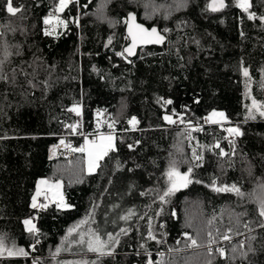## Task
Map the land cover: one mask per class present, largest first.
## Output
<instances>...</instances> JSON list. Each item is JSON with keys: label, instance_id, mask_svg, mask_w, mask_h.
I'll return each mask as SVG.
<instances>
[{"label": "trees", "instance_id": "1", "mask_svg": "<svg viewBox=\"0 0 264 264\" xmlns=\"http://www.w3.org/2000/svg\"><path fill=\"white\" fill-rule=\"evenodd\" d=\"M208 1L70 0L56 12L58 0H13L21 11L10 15L0 0V240L28 253L5 251L0 264H264V118L246 119L253 99L264 104V23L248 19L237 0L215 12ZM250 3L264 16V0ZM129 11L158 25L166 41L117 56ZM49 16L56 20L46 25ZM212 109L227 121L207 122ZM229 126L242 133L235 150ZM98 131L114 132L115 145L96 170L86 171L84 152L48 157L55 142L69 137L79 149ZM194 149L203 161L192 183L162 202L171 164L186 173ZM43 176L61 181L68 207H31ZM213 180L235 184L243 196L213 191ZM26 219L38 236L26 231ZM185 233L201 246L187 247ZM94 234L118 239L105 249L111 254L88 251Z\"/></svg>", "mask_w": 264, "mask_h": 264}, {"label": "snow or ice", "instance_id": "2", "mask_svg": "<svg viewBox=\"0 0 264 264\" xmlns=\"http://www.w3.org/2000/svg\"><path fill=\"white\" fill-rule=\"evenodd\" d=\"M70 0H59L58 5L55 8L56 12H61L64 10V8H66L69 4ZM225 5V0H212V3L209 5V8L211 11H219L220 9L224 8ZM237 7L241 8L244 12L248 13V19L250 20H254V19H260L262 23H264V16H260L257 17L255 13H252L249 11L250 7L252 6L250 3V0H237ZM147 7V5H146ZM5 8L6 11L10 14V15H15L16 13H18L19 11H21V9L17 8L14 6L13 4V0H6L5 3ZM153 11H155V8H153ZM136 17L134 14L129 13L127 16V19L125 20V23L128 26V36L131 39V43L126 46L123 49V52H117L116 55L117 56H125V54H127V56H132L135 54V48L137 46L138 43L140 44H144V43H163L165 37L157 30L156 27H153L151 30H148L146 28H144L143 26H141L140 24L135 23ZM51 18H45L44 23L50 24ZM57 24H65L64 21L62 20H57ZM66 26V25H65ZM54 30V29H53ZM165 31H167V29H165ZM46 35H50L51 31L46 30L45 32ZM243 35V33H242ZM109 43H111V40H109ZM242 73L244 75L245 78H247V81H250V77H249V73H248V69L247 68H242ZM5 77L0 76V79H4ZM248 87V83L246 82V88ZM247 95V92H246ZM164 103L166 104H170L172 103L170 100L165 101ZM69 111L71 112H75L78 116L80 115V110L78 106H74L73 108L69 109ZM248 111V115L246 116V119H256L257 118V114L259 115V117L264 118V104H260L258 103L255 99L252 100V104L250 107L247 108ZM164 120L167 121L170 124H175L177 121L173 119L172 115H165ZM226 117L224 115L223 112H213L211 114L210 117H208L207 122L210 123H214V124H219L221 123V121L225 120ZM179 121L180 123H185L183 116H179ZM115 121H113L111 124H109V128H112L114 126ZM138 123V121L136 120L135 117L131 118L128 121L129 125H136ZM189 125H191V121L187 122ZM73 132H75L77 130V125H70L69 126ZM99 127V124L98 126ZM192 130H197L195 128H191V130L188 132V137L189 139H191V131ZM227 132L232 135V136H240L242 133L239 129V127H231L227 129ZM101 142L99 144H96L95 141H93L92 144V149H95V151L93 150H89V162H88V170L89 172H92L94 170L95 167L98 166V161L100 159H102L104 156L108 155V151L109 150H114V144H113V140L114 137L109 134L107 136L101 135L100 137ZM61 143H63V141H61ZM87 140H86V145H87ZM230 144H232L233 146V150H235V145L233 141H230ZM129 147H131V145H129ZM216 148L219 149V155L221 157H223L224 155H226V153L224 152L223 148L220 147L219 144L215 145ZM86 149L85 147H81L79 149H74V151H80V152H84ZM203 161V156L198 153L195 149L193 150V154H192V161L190 162L192 164V166H190L188 168V171L186 173H180L177 168H176V164L175 162H173L167 172V177H168V181H169V186L167 187V189L163 192V195H161L159 197V199L163 202L166 197L172 195L175 191L179 190V188L181 187H187L188 184L192 183V180L190 179V174L193 171L194 167H200ZM48 182L45 180H41L38 182V186H37V192L36 195L33 196L32 198V204L31 207L33 209H46L48 207L47 203H37V197L40 196V189H39V185L40 184H47ZM197 183H199V181H197ZM54 187L59 188L60 187V183L56 182V184L54 185ZM212 190L216 191V192H235L238 196H243V193L241 192L240 188L237 187L235 184L228 186V185H224V186H216V181L213 180L212 182ZM45 200L48 199L47 195H45ZM66 206V205H65ZM57 207H61V204H57ZM131 215V213L129 214ZM260 218H264V199H261L260 201V208H259V213H258ZM129 217L125 216V217H121V219H125L127 220ZM24 225L26 226V231H28L31 235L33 236H38V229L36 227V225L32 222L31 219H26L23 221ZM259 227L264 228V219H261L259 221L258 224ZM245 227H248V225L246 224ZM73 231L70 229V232ZM124 229H121V232H124ZM232 231V229H228V232H225L223 234V239L224 240H230L231 236L229 235V233ZM148 236L150 239H155V237L152 235L151 232L148 233ZM185 239L189 240L190 243L187 245V247L189 248H195V247H200L201 245L198 244L197 240L192 238L191 236H189L187 233H185ZM36 243H39V239H36ZM114 243H118V239L114 238L111 234H108V240L105 241L103 240L99 235H93L92 237H90V239L87 242L88 245V251L90 252H96L99 255H106V254H111L110 252H106L105 249L109 248L110 245L114 244ZM216 240L212 237V234L209 233L208 234V241L207 244L209 245L208 247V253L209 255L212 254L213 249L210 247L211 245L215 244ZM34 247V246H33ZM7 251L8 255H22V256H27L28 253L22 249V248H12V249H7L6 246L4 245L3 241L0 240V255H3L4 252ZM59 251V249H57V252ZM217 252H219V254L221 256L224 255V249L223 248H217L216 249ZM149 264H152L151 261H149Z\"/></svg>", "mask_w": 264, "mask_h": 264}, {"label": "rangeland", "instance_id": "3", "mask_svg": "<svg viewBox=\"0 0 264 264\" xmlns=\"http://www.w3.org/2000/svg\"><path fill=\"white\" fill-rule=\"evenodd\" d=\"M58 3H59V0H58ZM58 5V4H57ZM47 18H51V21H54V20H56V16H49V17H47ZM55 22V21H54ZM223 112L222 110H220V109H212L207 115H206V120L208 119V117H210L211 116V114L213 113V112ZM224 113V112H223ZM225 115V114H224ZM226 117V116H225ZM224 121L225 120H223V121H221V123H224ZM109 134H111L113 137H114V140H113V144L115 145V134H114V132H111V131H98L96 134H95V142H96V144H99L100 142H101V140H100V137H101V135H104V136H107V135H109ZM89 136L88 135H85L84 136V138H83V140H82V143H81V147H85V151H84V166H85V169H86V171H88L89 172V170H88V162H89V150H93V151H95V149H92V144H93V141L92 142H89V138H88ZM86 140H87V145H86ZM98 163H99V161H98ZM96 168L97 167H95L94 168V170H96ZM93 170V171H94ZM41 180H45V181H47V182H49V183H47V184H50V186H48L47 184H40L39 185V189H40V196H43V197H45V195H47V197L49 196V198H51V199H54L55 200V202L57 203V204H61V207L62 208H66V207H68V203L66 202V200L65 199H63V201H61V202H59L60 201V199H61V196H62V190L60 189V188H56V187H54V185L56 184V182L57 181H55V180H50V179H48V178H46V177H41L40 179H39V181H41ZM38 181V182H39ZM37 186H38V183H37V185H36V189H35V194H34V196L36 195V192H37ZM40 196H38L37 197V203H38V199H39V197ZM48 198V199H49ZM48 199H47V202H48ZM50 202V201H49ZM66 205V206H65Z\"/></svg>", "mask_w": 264, "mask_h": 264}, {"label": "built area", "instance_id": "4", "mask_svg": "<svg viewBox=\"0 0 264 264\" xmlns=\"http://www.w3.org/2000/svg\"><path fill=\"white\" fill-rule=\"evenodd\" d=\"M231 127H236V126H229L228 128ZM226 138L228 140H234V136L230 135L229 133L226 134ZM89 140L92 141L94 140L93 136H89ZM61 141H63V143H61ZM74 149H78V145H76L72 139H70L69 137L64 138L58 142H55L49 152V158H54L57 156L60 157H65L70 159L71 157L74 156V154L76 153V151H74ZM39 203H47V200H45V198L43 196H40L38 199V204Z\"/></svg>", "mask_w": 264, "mask_h": 264}, {"label": "water", "instance_id": "5", "mask_svg": "<svg viewBox=\"0 0 264 264\" xmlns=\"http://www.w3.org/2000/svg\"><path fill=\"white\" fill-rule=\"evenodd\" d=\"M211 3H212V0H209L208 3H207L208 8H209V5H210ZM225 4H226V2H225ZM209 9H210V8H209ZM129 13L134 14L135 17H136L135 23L140 24V25L143 26L144 28H146V29H148V30H151L153 27H156L157 30H158V31H159V32L165 37L164 42L166 41L167 36H166V34H165L164 32H162V31L160 30V28L158 27V25H156V24H152V25H150V26H147L144 22L139 21V20L137 19V14H136L134 11H129V12L127 13V15H126V19H127V16H128ZM125 31H126V34H127V37H128V41H127V43L124 45L123 49L131 43V39H130V37L128 36V26H127L126 23H125ZM164 42H163V43H164ZM163 43H158V44H157V43H144V44H140V43H138L137 46H136V48H135V54H136L138 48H140V47L148 46V45H158V46H161ZM135 54H134V55H135ZM134 55H132V56H134Z\"/></svg>", "mask_w": 264, "mask_h": 264}, {"label": "crops", "instance_id": "6", "mask_svg": "<svg viewBox=\"0 0 264 264\" xmlns=\"http://www.w3.org/2000/svg\"><path fill=\"white\" fill-rule=\"evenodd\" d=\"M206 121H207V120H206ZM225 121H227V118L225 119ZM225 121H224V122H225ZM88 140H89V139H88ZM94 140H95V136H94ZM94 140H92V141H94ZM92 141L89 140V142H92ZM48 157H49V156H48ZM43 177H44V176H43ZM40 178H41V177H40ZM40 178H38V180H37V182H36V185H37V183H38V181H39ZM46 178H47V177H46ZM48 179H49V178H48ZM50 180H52V179H50ZM55 181H57V182L60 183V187H59V188L62 190V196H61V199H60V201H59V202H61V201H63V199H65V198H64V194H63L62 184H61V181L58 180V179L55 180ZM48 183H49V182H48ZM47 185L50 186V184H47ZM48 198H49V196H48ZM49 201H50V202H55V200H54V199H51V198L48 199V202H49ZM56 202H57V201H56ZM56 202H55V203H56Z\"/></svg>", "mask_w": 264, "mask_h": 264}]
</instances>
